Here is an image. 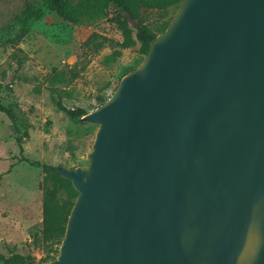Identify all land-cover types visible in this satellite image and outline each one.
Here are the masks:
<instances>
[{"label":"water","instance_id":"1","mask_svg":"<svg viewBox=\"0 0 264 264\" xmlns=\"http://www.w3.org/2000/svg\"><path fill=\"white\" fill-rule=\"evenodd\" d=\"M86 166L57 257L264 264V0H182L144 60L81 117Z\"/></svg>","mask_w":264,"mask_h":264},{"label":"rangeland","instance_id":"2","mask_svg":"<svg viewBox=\"0 0 264 264\" xmlns=\"http://www.w3.org/2000/svg\"><path fill=\"white\" fill-rule=\"evenodd\" d=\"M48 2L0 0V100L16 114L19 128L15 132L12 120L0 111V253L33 256L27 264L48 254L47 261L54 259L61 243L43 240L46 173L22 156L53 166H86L98 126L70 118L58 109V100L91 112L98 98L108 99L145 58L140 44L121 47L122 15L113 4L74 22L49 10ZM175 12L164 17L150 10L147 21L157 30ZM25 132L20 152L17 136ZM67 198L59 189L58 199Z\"/></svg>","mask_w":264,"mask_h":264},{"label":"trees","instance_id":"3","mask_svg":"<svg viewBox=\"0 0 264 264\" xmlns=\"http://www.w3.org/2000/svg\"><path fill=\"white\" fill-rule=\"evenodd\" d=\"M182 0H82L77 4H71L69 0H49L48 7L51 11H56L68 20L78 22L85 17H91L102 12V9L108 4H113L118 15H122L120 28L123 34L122 48H131L140 44V51L147 55L150 43L155 37L163 32L169 25L172 17L163 21L155 30L149 25L147 18L150 10H158L162 12V16H166L170 10H177ZM34 16H40L41 12H34ZM118 55L120 52H117ZM107 99L99 97V105L103 104ZM58 109L64 111L70 118L81 121V117L88 112L85 108H71L65 106L61 100L57 102ZM0 111L5 113L13 123L15 132L19 131L17 125L16 114L0 100ZM85 123V122H84ZM28 136L25 132L22 136H17V144L20 152L24 151L23 138ZM22 160L31 165L41 167L46 173L45 190L43 202V240L45 243L55 244L61 243L65 231L67 221L74 205L78 192L73 187L72 182L60 176L57 173L58 166L42 163L38 160H30L26 156H22ZM79 166V165H77ZM76 166V167H77ZM2 174H0V179ZM50 184V185H49ZM59 189L67 192L68 198L62 202L58 199ZM58 250V249H57ZM52 252V250H51ZM48 254L42 258L47 261L51 258ZM54 258V257H52ZM35 260L31 255L24 256L19 253L12 252L10 256L0 253V262L27 264L29 261Z\"/></svg>","mask_w":264,"mask_h":264}]
</instances>
